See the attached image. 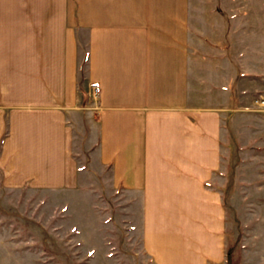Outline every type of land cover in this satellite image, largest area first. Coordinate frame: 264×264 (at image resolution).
Returning a JSON list of instances; mask_svg holds the SVG:
<instances>
[{"label": "crops", "instance_id": "obj_1", "mask_svg": "<svg viewBox=\"0 0 264 264\" xmlns=\"http://www.w3.org/2000/svg\"><path fill=\"white\" fill-rule=\"evenodd\" d=\"M202 1L0 0L3 186L101 179L139 197L144 247L165 264H191L193 226L214 227L215 249L229 140L264 162V8ZM25 242L0 223V264H37Z\"/></svg>", "mask_w": 264, "mask_h": 264}, {"label": "rangeland", "instance_id": "obj_2", "mask_svg": "<svg viewBox=\"0 0 264 264\" xmlns=\"http://www.w3.org/2000/svg\"><path fill=\"white\" fill-rule=\"evenodd\" d=\"M192 2L194 10L202 8V0ZM239 2L243 9L264 8L258 0H210V5L233 10ZM229 141L220 172L224 226L215 242L218 254L196 257L215 250L214 227L193 226L191 264H227V250L237 264H264V162H251L247 147ZM2 182L0 171V223L14 239L26 241L37 264H165L144 247L136 195L104 187L101 179V187L86 182L55 193L11 190Z\"/></svg>", "mask_w": 264, "mask_h": 264}, {"label": "built area", "instance_id": "obj_3", "mask_svg": "<svg viewBox=\"0 0 264 264\" xmlns=\"http://www.w3.org/2000/svg\"><path fill=\"white\" fill-rule=\"evenodd\" d=\"M99 92V87L97 85H93L91 88V95L93 97H96ZM256 104H258V108L261 110H264V96H260L257 99H255Z\"/></svg>", "mask_w": 264, "mask_h": 264}, {"label": "trees", "instance_id": "obj_4", "mask_svg": "<svg viewBox=\"0 0 264 264\" xmlns=\"http://www.w3.org/2000/svg\"><path fill=\"white\" fill-rule=\"evenodd\" d=\"M230 248V246H228V249ZM232 251L231 250H227L226 251V263L227 264H237L236 260H233V258L235 259L234 256H232Z\"/></svg>", "mask_w": 264, "mask_h": 264}]
</instances>
